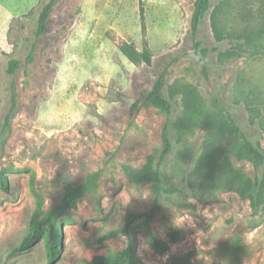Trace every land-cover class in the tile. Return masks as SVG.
Wrapping results in <instances>:
<instances>
[{
	"label": "rangeland",
	"instance_id": "374dc122",
	"mask_svg": "<svg viewBox=\"0 0 264 264\" xmlns=\"http://www.w3.org/2000/svg\"><path fill=\"white\" fill-rule=\"evenodd\" d=\"M48 1L0 0V264H48L45 236L15 250L34 213L63 205L69 185L78 195L57 215L63 233L55 264H85L124 248L128 215L150 210L133 227L140 264H171L175 256L189 264H264V206L254 215L249 199L217 176L207 184L198 169L208 129L185 112L181 93L170 97L172 85H192L204 114L229 108L264 145V115L249 108L264 103V50L220 58L237 46V39L218 41L212 26V11L224 0H211L196 35L195 0H55L38 37ZM256 1L228 0L227 28L238 23L241 30L246 22L232 14ZM126 43L139 52L147 45L152 65L133 62ZM13 59L19 65L10 72ZM163 68L170 113L145 102ZM166 128L172 146L164 153ZM231 139L217 142L224 149L219 162L228 158L254 175L251 162L234 156ZM146 165L150 178L135 177ZM150 233L170 249L160 253Z\"/></svg>",
	"mask_w": 264,
	"mask_h": 264
},
{
	"label": "trees",
	"instance_id": "16d2710c",
	"mask_svg": "<svg viewBox=\"0 0 264 264\" xmlns=\"http://www.w3.org/2000/svg\"><path fill=\"white\" fill-rule=\"evenodd\" d=\"M227 1L224 0L212 11V26L218 41L225 39H237L236 47L220 51V58L223 60L241 56L244 51L262 52L264 49V0H257L258 6L254 9L244 6L246 11H235L232 16L245 21L244 27L239 30L236 26L234 29L227 28L224 21V12L226 11ZM55 0H49L42 7L38 17V27L36 35L39 37L48 30V21L52 12ZM211 0H195L194 9L191 19V27L193 35H196L201 27L204 19L211 11ZM243 10V9H242ZM201 43L197 42V46ZM126 55L135 63L146 62L148 65L153 63V54L146 45L142 52H139L133 44H124L122 47ZM203 54L208 53V49L202 50ZM19 65L18 60L13 59L10 62L9 70L14 72ZM167 68L160 71L159 78L154 83L152 89L146 94L145 102L154 103L170 113L172 111V102L164 95V86L166 81ZM170 97H174L178 93L183 95L185 112L194 116V120L202 123L208 129L209 145L204 163H201L199 172L204 174L207 184L213 183L217 176L220 182L229 189L235 190L241 197L249 199L254 215L258 214L264 206V145L261 139V133L256 131H247L238 122L232 110L223 106L216 111L203 113L202 106L196 97V90L192 85L175 84L171 86ZM249 98V97H248ZM252 102V100H251ZM263 102H253L249 105L253 113L264 115ZM192 121V118H190ZM261 126L264 128V118L260 119ZM229 134L231 136V148L234 156L238 160H247L253 164L255 173L248 175L243 171L235 168L230 159L225 158L219 162V158L223 152V148L217 144L220 137ZM164 153H167L172 146L167 128L164 132ZM220 166L219 171L217 168ZM152 174L149 165L135 175L141 177V180H147ZM2 187L8 189L6 180H2ZM69 194L65 203L55 207L44 214L36 211L33 215L31 226L27 230L25 236L16 248L15 252L26 251L33 247L37 242L45 236V247L48 264H55L61 253V241L58 240L63 233L62 224L57 223V215L65 205H73L76 203L78 195L77 189L68 186ZM167 191L173 192L174 189L167 188ZM152 214V210L140 212L137 214H129L125 232L128 234L127 245L115 251L112 254H98L93 258L86 260L85 264H140L142 261L137 254L138 237L133 233V227L136 222L148 218ZM48 227V228H47ZM150 240L153 246L160 252L164 253L170 249V245L153 233H150ZM171 264H189V259L184 256H175L171 260Z\"/></svg>",
	"mask_w": 264,
	"mask_h": 264
}]
</instances>
